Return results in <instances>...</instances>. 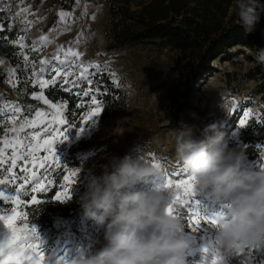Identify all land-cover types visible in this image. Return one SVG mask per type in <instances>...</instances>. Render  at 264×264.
<instances>
[{"label":"rangeland","instance_id":"obj_1","mask_svg":"<svg viewBox=\"0 0 264 264\" xmlns=\"http://www.w3.org/2000/svg\"><path fill=\"white\" fill-rule=\"evenodd\" d=\"M0 9L9 24L20 31L11 43L18 48L21 58L20 64L11 66L0 56V148L5 146L6 140L13 138L31 143L32 129L27 122L46 119L45 113L55 114L56 119L66 120L78 128L81 118L89 111L87 106L92 104L93 94L103 104L100 115L87 121L79 133L77 128H70L65 132V138L54 144L60 162L79 169L75 183L69 189V196L76 195L78 204L68 215L56 214L48 218L42 216L38 206H34L31 211L39 216L28 218L25 215L17 221L36 228L39 251L44 255L43 264H71L74 258L79 260L94 255L103 247V227L84 216L78 199L87 190L89 178L100 176L112 157L135 156L140 150L147 162L162 165L170 176L177 171V164L180 165L175 158L171 129L183 124L199 130L215 123L227 144L236 142L241 146L237 122L243 111L251 110L248 120L264 111V102L258 97H250L260 79L246 76L248 69L258 63L256 56H250L243 48L232 47L210 60L208 67L196 74L177 53L152 44L103 51V29L108 19L104 0H0ZM62 14L65 15L62 17ZM72 53L77 56L73 57ZM54 58L71 59L73 65H82L89 73H95L90 77L94 81L91 90L84 79L79 87L65 91L60 86L65 83L64 77L43 89L45 98L44 90L48 87L72 95L76 99L73 110L68 111L66 103L61 100L53 102L48 99L50 103L46 105L34 98L41 95L40 81L51 80L55 75L52 72L41 77L39 73L44 66L40 61ZM83 68L70 67L67 78L81 79ZM85 91L91 94L85 97ZM111 100L114 102L108 105L107 101L111 103ZM16 108L20 111L16 112ZM77 109H81L78 118ZM5 156L10 160V149ZM262 163L264 148L253 159L245 156L243 162L250 170H259ZM4 175L7 173L0 178ZM49 179L54 182L49 187L54 197L61 190L59 183L55 182L62 181V177L55 172ZM162 181V177H156L155 183H139L132 190H149ZM0 192L6 198L17 195L14 188L2 185ZM46 192L36 194L37 198L42 200ZM189 202L201 215L226 211L210 196L201 195L196 190ZM11 207V204L0 201V214L9 212ZM186 213L187 209L176 207V217L184 225L177 238L188 244L185 249L187 264H201L200 249L215 243L217 228L202 227L192 232L187 227ZM7 236L8 230L0 222V241ZM220 253V264H264L263 252L256 249L245 247L231 256Z\"/></svg>","mask_w":264,"mask_h":264},{"label":"clouds","instance_id":"obj_2","mask_svg":"<svg viewBox=\"0 0 264 264\" xmlns=\"http://www.w3.org/2000/svg\"><path fill=\"white\" fill-rule=\"evenodd\" d=\"M260 7L256 0H233L245 32L254 30ZM256 60L264 64V49ZM171 138L175 158L195 190L228 205L214 247L228 256L245 247L264 252V171L244 167L243 149L230 148L215 123L199 130L182 124L171 129ZM165 175L162 165L153 166L139 150L135 156L112 157L100 176L90 177L78 202L84 216L103 227L105 243L94 255L81 254L84 258L71 264H187L188 244L177 238L184 225L166 211L173 189L132 190Z\"/></svg>","mask_w":264,"mask_h":264},{"label":"trees","instance_id":"obj_3","mask_svg":"<svg viewBox=\"0 0 264 264\" xmlns=\"http://www.w3.org/2000/svg\"><path fill=\"white\" fill-rule=\"evenodd\" d=\"M107 7V24L103 29L101 48L105 52L152 44L167 48L188 62L192 73L198 74L208 67V62L236 46L243 48L251 56L264 49V0H256L259 21L254 30L245 32L233 10V0H104ZM0 56L11 65L21 63L18 48L11 43L20 34L18 28L9 24L7 16L0 9ZM256 63L248 69L247 78L258 77L250 97L264 102V64ZM115 93L117 91H114ZM50 101L61 100L68 111L75 108L72 95L54 87L44 90ZM114 100H116L114 98ZM107 101V104H112ZM81 109H77L76 118ZM106 114V109L103 115ZM238 140L228 146L243 149L247 158H255L264 148V111L247 121V127L238 129ZM46 203L39 205L42 216L68 215L78 204L76 195L69 202L53 200V191L42 195ZM25 208L26 217L34 218L37 213ZM264 255V252L262 253Z\"/></svg>","mask_w":264,"mask_h":264},{"label":"snow or ice","instance_id":"obj_4","mask_svg":"<svg viewBox=\"0 0 264 264\" xmlns=\"http://www.w3.org/2000/svg\"><path fill=\"white\" fill-rule=\"evenodd\" d=\"M64 15L62 14V17ZM2 30L3 26L0 25V31ZM72 56L76 57L77 54L72 53ZM40 64L44 66L39 73L41 77L46 76L48 73H55L51 80L43 79L40 81L41 95L38 97L34 96V98L41 100L46 105L50 102L43 96V89L49 84L55 85L61 77H64L65 83L60 86L65 91H71L73 87H79L84 79H87L90 90L94 86V81L90 77L95 76V73H89L87 68H83L82 65H73L71 59L65 58L61 60L54 58L47 61L41 60ZM77 66L83 68L81 79L69 80L66 75L69 68ZM96 90L99 91V88ZM79 94L76 93V95ZM90 94V91L83 93L85 97ZM52 107H55V105H52ZM87 107L89 111L81 118L78 128L74 124H69L66 120L56 119L55 114L45 113L46 119L27 122L32 129L31 143L20 138H13L6 140L4 142L5 146L0 148V175L7 173L3 178H0V185L5 188H14L15 193H17V195L6 198L4 193L0 192V201H3L4 204L12 205L9 212L0 214V222L8 230L6 239L0 241V264H43L44 255L39 251V237L36 228L34 226L29 227V224H18L17 221L26 215L23 209L27 208L30 210L34 206L46 203V201L38 199L36 194L49 190V187L54 183L49 177L54 175L55 172L60 173L62 181L58 179L55 182L59 183L61 190L56 192L53 200L64 202L70 198L69 189L75 183L79 169L69 168L62 164L56 156L54 144L65 138V132L70 128H77L79 133L87 121L93 117H98L103 110L102 102L94 94L92 95V104ZM15 111L19 112L20 109L16 108ZM250 113L251 110L243 111L242 117L237 122L238 128L244 129L247 127ZM39 115L40 113L37 112V116ZM49 116L52 118L47 119ZM21 130L13 129V131L17 132ZM9 149L11 150L10 160L5 156ZM152 165L158 166L156 163ZM259 170L264 171V163L259 165ZM162 178V183L157 185V187L171 188L176 192V196L166 210L167 213L176 217L177 206L187 209V227L192 232H196L202 227L217 228L219 223L227 218V211L222 210L212 215H201L192 206V203L189 202V197L194 194V184L192 179L188 177L186 170L179 164H177V171L170 176L165 175ZM29 196L30 199H25ZM227 207L228 205H222L225 210ZM18 209L20 210L18 211ZM213 245L208 244L200 249L201 264H220L221 253ZM205 254H207L206 257Z\"/></svg>","mask_w":264,"mask_h":264}]
</instances>
